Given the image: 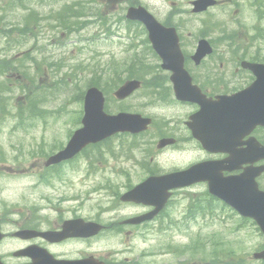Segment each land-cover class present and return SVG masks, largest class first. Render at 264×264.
Returning <instances> with one entry per match:
<instances>
[{
  "label": "rangeland",
  "instance_id": "1",
  "mask_svg": "<svg viewBox=\"0 0 264 264\" xmlns=\"http://www.w3.org/2000/svg\"><path fill=\"white\" fill-rule=\"evenodd\" d=\"M67 1L71 0H56L55 2L50 0L51 3H48L49 7H38L36 6V3H38L39 0H28L29 4L32 6L35 4L36 12L39 16H43L44 18L45 13L50 12V14L49 21H43L39 25L41 27L40 29L35 21L30 20L27 23L28 26L26 32L22 25V17L25 13L20 10L21 7L17 8V5H14L12 12L7 15L5 23L13 24L16 21L19 23V27L15 24V29L17 31L14 29L11 35L15 42L11 43L9 39L5 40L0 36V52H2L3 55L15 56L16 59L19 58L18 53L21 54L23 51H29L27 54H30L36 61L45 58V62H42L43 67L46 68V61L49 62L51 60L57 63L55 66L56 69H62V72L56 75L57 78H54V80L57 79V82L53 83V79L51 78L52 74L47 73V76L41 75L39 77L40 74H38V71L30 69L28 67L29 64L25 62L20 63V65H22L21 72L28 73L34 80L33 82L28 83L29 91H34L37 86L40 87V91L38 90V93L42 92L47 94V97H42L41 104H39V108L43 109L46 114L39 115L35 113L32 116H39L30 118L29 122L24 124L26 128H31V131L28 130L27 132H24L14 130V127L21 122V119L19 118V113L18 118L12 115H15V111L19 110V105L23 104L24 93L23 91H19L15 88L17 87V83L16 86L11 83V87L13 89L12 97L15 95L16 97L12 100L13 106L11 102H9V104L5 107V113L8 114L6 120H9L6 127L0 132V210L6 211L4 214L6 222L14 221V218L17 216L12 213L17 208H22L18 210V213H16L19 216H22L24 214L23 210L29 209L32 206L39 205L44 208L47 207L45 202H39V200L40 198L50 199L51 197L54 201L58 200L62 202L60 212L55 209V212L51 211L53 208L43 211V215L51 227L57 224L61 218L65 219L72 217L73 215H80L82 217H102L105 216L104 211H109L114 208H119L121 216L125 219L131 214L136 213V210L129 206L118 204L117 201L116 203L107 202L112 200L111 197H115L113 196V192L122 194L125 190V185H135L146 177V172L143 171V167L139 165L140 163L129 161V158L126 159L124 154L123 162H105V160L108 159L105 149L109 147L102 146L98 149L89 151L86 155H81L75 161H72L71 166L59 170L56 176L62 180L65 179L64 181L66 182V184L63 183L62 185H58L60 192L55 194L50 190H45L43 187V176L46 177V175L41 172L43 158H45V156L52 150L61 147V145H65L69 134L77 127V125H75V121H78L82 115V101L79 100L80 95H76V93H80L84 90L88 84V75L90 73L88 71L83 72L80 67L76 68L75 65L80 63L84 67L92 69L91 73L93 74L92 77L94 79L95 75L98 73L96 70L105 73L106 79L112 76H116L115 78L117 79V77H119L117 75H119L121 68L124 70L125 67L123 65L125 64L123 58L128 57L127 54L131 57V52H133L132 49L128 50V42H125L124 40L109 42L108 38L103 36L104 32H106L107 24L102 22L100 18L104 17L107 19L110 15H114L116 17L117 13L123 15V13L111 11V9L106 11L103 10V7H101L97 8V12L96 7L92 6L90 13L95 19L97 17L94 24L91 23L90 30L86 27L83 32L81 31L78 34H72V31H74V28L72 27L71 32H69V34H71V38H69L70 40H68V34L66 32H62L59 28L60 25L56 24L55 28L51 29L50 27L55 25L51 16H56V14L59 15V13L62 12V10L60 12L59 9L66 5ZM183 1L185 2V0ZM244 1L245 0H233L228 5L211 10L207 13V15L193 16L185 14V18L188 20L203 21L207 24L212 23V25L219 26L220 30L225 31L227 34H234L235 37L240 34L238 29L239 26L241 29H245V36L251 38L253 36L251 28L258 25V22L252 14L253 9L248 10L247 8L248 0L247 2ZM252 1L253 0H251V3ZM237 11L238 14L236 13ZM188 12H190V9H187L184 4L181 6L180 10L177 11V13ZM106 13L109 14L108 17H105ZM79 14H84L85 17L90 16L89 11L85 10L80 11ZM72 20H76V22L81 21L78 18L69 19L68 21L70 22L68 23H75L72 22ZM109 23L112 24V22ZM61 26L65 27L64 24ZM258 27L261 31H264V22H261ZM114 28L115 24L111 26L110 29ZM120 29L124 31L126 36L128 35L125 25L120 26ZM187 30L196 32L198 31V27L188 26ZM214 34L219 33L211 30V35ZM90 38L92 40H90ZM80 39H86L87 41H79ZM217 39V47L221 48L222 41H218ZM185 40L190 45L193 44V41L187 38V36H185ZM254 40L258 41L255 46L264 45V41L260 43V40ZM254 40H252V42H254ZM6 41H9V44H6ZM103 42L108 43L103 44ZM252 42L240 43V49H242L247 56H252L257 53L261 57H264V48L262 50L254 49ZM50 43L51 45H49ZM64 43L67 44V47L63 46ZM235 44L238 45V42H235ZM143 49L144 46H140L139 50ZM7 59L8 58L3 59L4 62H6ZM67 59H69L68 64L73 67L72 70L70 68L65 70ZM120 66L121 68H119ZM224 68L225 69L221 73L227 72L226 78H228V76L232 73L234 65L224 66ZM43 70L44 69L41 71ZM219 70L220 69H218V71ZM61 77H64L63 80H60ZM22 78L25 79L23 75ZM1 79L2 78L0 77V80ZM145 79L147 80V77ZM51 86H54L53 89L56 93H52L53 89L49 88ZM73 86H76V88H73ZM36 93L37 89L30 97L31 102H33L34 105ZM128 101L127 105L129 106L130 112L142 113L145 116L149 114V108L144 105L146 100L143 99L142 91L131 97ZM151 110H153V108ZM58 112H60L61 115H58ZM188 113V111H184L183 109L172 108L155 113L154 115L160 121L172 120L176 122L182 121ZM159 124L160 122L157 121V126ZM262 137L264 138V133L262 134ZM147 140L152 146V136ZM121 142L127 144L128 140L116 141L114 143L117 147ZM113 145V142H111V146ZM115 154L119 153L115 152ZM134 156L135 159L140 160V154L138 151L135 152ZM154 156L156 158L158 169L166 172L173 171L175 168H185L191 163H194L204 157L203 155H200V152L196 149L192 142L184 143L179 147L166 149L159 153L156 152L154 153ZM94 159L101 160V162H94ZM87 161H91L93 168L98 170L97 178L101 179L93 181L95 183L91 184V188H87V186H82L80 184V180L83 183H86L87 179L85 175L77 174L71 176L70 173L72 171L69 170L73 165L75 168H82L83 164ZM101 167H106L107 171L113 169L116 170V172L113 173L110 171L109 175L106 174L104 178H101L102 175L105 174L104 171H100ZM131 169L133 170L131 171ZM18 172H21L31 178L24 180V178L17 176L19 175L16 174ZM92 178L93 176L91 179ZM71 182L74 185L73 190L70 192L63 191L67 190V185H70ZM96 189H101V191H98V193L94 192ZM203 192L204 190L201 188L178 192L175 197L176 203L174 205V202L172 203L171 210L169 212L171 219L175 221L177 218H180V216H184L189 204V199ZM67 199L73 201L63 202ZM78 202L80 203L78 204ZM111 227L113 228V226ZM142 230H144V228ZM219 230L220 228H218L217 225L211 227L209 225L208 228L201 231L197 228H190L184 235H178L176 237L175 244L179 246V243L181 245H185L195 242L196 245H202L205 244L208 239L212 241V235L219 234L223 238L228 235V230L220 233ZM241 239H244V237ZM122 242L129 243V247L122 245ZM259 243H261L259 237L254 236L253 242H239L233 251L236 254H242V257L246 258L245 264H258L252 261L251 253L254 244L256 245ZM90 245L92 246H80L76 244L65 245L60 248V254L63 256H82L85 254L98 253L108 257V260L113 261L114 264H120L121 260L124 258L130 259L131 261H135L139 258L138 262L143 264L159 263L157 257H153L151 260L148 258L149 255H154L155 251L158 252L159 243L152 237H147L145 235L136 237L119 234V236H115L113 238L107 237L104 241L101 239L96 245ZM177 246L176 249L178 248ZM209 250L210 247L206 248V253L201 252V255H196V253H194L196 256L195 261L199 260V257L201 256H207V252H209ZM120 251L126 256L112 255L113 252L118 253ZM198 251L201 250L198 249ZM164 259L166 258H160V261H163ZM180 260L188 259L181 258L177 255L173 258H167L166 263L174 264Z\"/></svg>",
  "mask_w": 264,
  "mask_h": 264
},
{
  "label": "water",
  "instance_id": "2",
  "mask_svg": "<svg viewBox=\"0 0 264 264\" xmlns=\"http://www.w3.org/2000/svg\"><path fill=\"white\" fill-rule=\"evenodd\" d=\"M142 21L146 24L151 34H153L154 28L151 21L146 17L143 18ZM134 85H135L134 83L130 84L129 85L130 88L127 89L126 87L123 91L125 93H129L131 90L135 88L132 87ZM256 89L257 91L254 94L253 92H251V93H247L246 96L239 95L232 99L231 102L233 107H235L236 113H241L242 111H244V114L250 112L264 117V83L261 87L260 84L258 83ZM92 97L93 95L89 94V96L86 99L85 111L87 117L93 116L100 110V103L98 102L96 103L94 100H92ZM232 117L235 118V115L232 114ZM138 119H139L138 117L136 118L129 116H119L116 118H109L103 116L100 110L97 115V122L93 121L89 129L79 132L78 138L86 142H90V141L96 142L118 130H123L125 127L138 124L139 122ZM202 119L207 120L209 126H216V128H220V129L222 127V125L218 121L217 116L215 118L209 114V116L202 117ZM222 140L223 139L220 138L217 139L216 141L222 142ZM261 154H262L261 156L264 157V151H262ZM237 158L240 163H244L247 161L248 155L241 154L237 156ZM247 178L236 179L229 182L225 190L222 191V193L219 192V188H214V187L210 189V192L213 195L223 199L224 202H226L228 205L233 207L236 211H239L241 214L245 216L255 218L256 220H258L259 223H261L264 221V218H262L264 217V203H261L262 201L260 198L262 196H258L257 200H254L253 197L257 196V195L255 196L254 193L251 195L248 194L246 196H242L238 191L239 188L242 193H245ZM147 200L150 202V204L157 205V203L151 200L150 197ZM255 205H256V210L254 208ZM257 213L261 216V218L258 216Z\"/></svg>",
  "mask_w": 264,
  "mask_h": 264
},
{
  "label": "flooded vegetation",
  "instance_id": "3",
  "mask_svg": "<svg viewBox=\"0 0 264 264\" xmlns=\"http://www.w3.org/2000/svg\"><path fill=\"white\" fill-rule=\"evenodd\" d=\"M119 1H122L121 5H123L125 7V10L128 9L129 7H131L129 2H128V0H119ZM138 2L139 1H134L132 3V5L133 6L143 5L145 8H147L149 10L154 9V10H157V11H166V10L173 11V10L177 9L176 6H182L183 5V4L177 3L176 1H173V0H141L139 4H138ZM187 4L190 6L191 2L188 1ZM255 5H256V8H257L256 11H255L256 12L255 14H256L257 18L259 19L260 22H264V2L263 3H261V2L258 3L256 1ZM163 23L167 27H173V28L175 27L177 32L181 35V39L183 38V35L181 33L184 32L183 28L185 27V24L187 23L186 21L173 20L171 18H167V19L164 20ZM254 31H256V29ZM204 35L210 41V38H208V36L206 34H204ZM258 39L259 40H264V31H261L260 34H258ZM257 42H258L257 40H254V42H252V44L254 45V49L262 50L264 48V45L263 46H255V44ZM259 42L261 43L262 41H259ZM190 48H192V45L190 46ZM239 53L242 55V58L249 57L253 61H256L257 58H259V54H257V53L254 54L253 56L245 55V53L242 50ZM239 58L234 57L233 60L237 61ZM216 61L217 60H216L215 57L214 58L213 57H209L207 60H205L201 64V66H202L205 63H207V65L209 67L208 68H203V69L199 68L200 75L203 78V86L205 88H214L216 86H224L226 84L225 83L226 82L225 79H221L220 75L216 74L215 69H213ZM219 66L222 67V63H220ZM236 71L238 72L239 70H236ZM240 72L241 73H236L234 75L235 79H230V81H229L230 83L231 82L233 83V81H236V83H238V85L241 86L240 88L236 89L235 91L243 89V87L247 86V82H251L252 81V77H251L252 75L250 73L243 72V71H240ZM245 76H247V77L245 78ZM204 91L206 92L207 96H211V94L208 93L209 91H206V90H204ZM185 131H186L185 135L187 137H189V135H190L189 132L187 130H185ZM260 131L264 132V129L257 130V132H260ZM176 142H178L177 137H176ZM258 183H259L260 189L262 191H264V175L259 178ZM158 221H159V218L157 219L156 222H158ZM240 221H241V227H238L236 229L238 232L244 233V234H246V236L249 235V238H248L249 240H252V235L257 236V237L258 236L261 237L260 230L253 224V222H251L249 220H244V219H242ZM24 229L34 230L32 223L31 222H27L23 226H15V228L12 230V232H15V231H18V230H24ZM156 231L163 232L162 224H159V227L156 228ZM11 233H10V235H12ZM11 241L22 242V241H19L17 239H11ZM262 241H263V239H262ZM29 245H31V243ZM260 248L261 249L258 250V251H261L263 249V244L262 243L260 244ZM166 255H167L166 252L165 253H161L162 257H164ZM11 256H13V254ZM258 263L264 264V262H258Z\"/></svg>",
  "mask_w": 264,
  "mask_h": 264
},
{
  "label": "bare ground",
  "instance_id": "4",
  "mask_svg": "<svg viewBox=\"0 0 264 264\" xmlns=\"http://www.w3.org/2000/svg\"><path fill=\"white\" fill-rule=\"evenodd\" d=\"M140 47H138V49H139Z\"/></svg>",
  "mask_w": 264,
  "mask_h": 264
}]
</instances>
